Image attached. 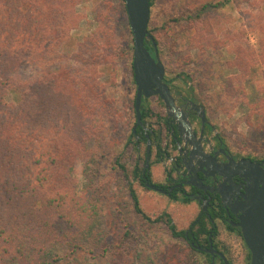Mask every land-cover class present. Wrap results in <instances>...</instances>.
<instances>
[{
    "label": "trees",
    "instance_id": "obj_1",
    "mask_svg": "<svg viewBox=\"0 0 264 264\" xmlns=\"http://www.w3.org/2000/svg\"><path fill=\"white\" fill-rule=\"evenodd\" d=\"M179 1V15L174 20L193 33L194 47L232 43L224 31L225 24L211 15L234 0ZM79 2L0 0V264L61 263L66 254L63 246L68 232L77 230V219L92 210L91 195H78L77 165L87 153L89 142L100 140L106 122L117 114L115 101L108 96V89L98 82V78L113 68L117 57H127L133 77L130 85L136 88L134 37L125 0H119L118 8L126 20L127 41L124 35L116 37L110 26L114 7L107 1L104 4H107L108 12L94 14L100 29L69 56L66 49L70 50V45L74 44L71 30L80 21L76 10ZM150 2L152 16L157 0ZM250 16L248 26L258 32L259 49H252L246 38L245 45L234 46L232 51L236 57L227 66L238 68L239 77L248 75L257 64L264 65V5L252 10ZM149 30L160 54V39L150 24ZM146 46L155 56V46L150 38H146ZM35 65L40 69L36 70ZM174 79L187 82L193 77L187 71H181L176 77H166L165 81L171 83ZM235 80L232 77L228 81V88ZM146 101L148 99L144 98L142 102L143 117L148 114L146 109H151ZM133 113L135 121L125 149L115 157L114 165L127 183L134 210L146 223L166 225L173 236L189 245L190 251L198 252L188 239L200 245L208 244L209 234L213 231V213L199 212L190 225L192 229L184 230L177 227L168 210L152 216L141 205L134 182L153 190L145 182L152 180L154 170L145 169L144 142L147 138L142 127H136L135 99ZM139 146L144 148L143 151ZM157 162L159 159L153 160L152 156L151 167ZM179 194V190H175L168 197L181 203L191 201ZM131 235V224H127L118 245L123 246ZM72 246L88 252L98 249L82 241H75ZM115 249L121 251L113 241L105 244L101 253L106 255Z\"/></svg>",
    "mask_w": 264,
    "mask_h": 264
},
{
    "label": "rangeland",
    "instance_id": "obj_2",
    "mask_svg": "<svg viewBox=\"0 0 264 264\" xmlns=\"http://www.w3.org/2000/svg\"><path fill=\"white\" fill-rule=\"evenodd\" d=\"M107 1L114 7L110 26L116 37L124 35L127 41L129 34L125 17L118 8L119 0H80L76 6L80 21L71 30L74 44L70 45V50L66 49L69 56H73L79 50L77 46L86 43L87 38L100 29L95 15L108 12L107 4H104ZM180 3L179 0H157L151 16L150 28L160 39V57L166 66V77L171 79L181 71L192 74L193 79L187 82L174 79V84L184 94L196 95L205 104L216 129L224 135L231 148L264 156V65L257 64L242 77H239L241 72L238 68L227 66L236 57L232 51L234 46L238 43L245 45V38L252 49H259L258 32L250 29L248 24L251 11L264 5V0H234L224 9L214 10L211 16L225 24L224 31L232 43L225 46L215 43L212 47H194L193 33L174 20L179 15L177 6ZM114 63L110 71L98 78V82L108 89V96L115 101L117 114L106 122L104 136L97 142H89L87 153L76 168L78 195H91L89 203L92 210L77 219V230L68 232L63 246L66 254L60 264H210L206 254L190 251L189 245L173 236L166 225L146 223L134 210L127 183L119 175L114 159L125 149L135 121L133 100L136 88L130 85L133 77L127 57H117ZM39 69L36 66V70ZM232 77L236 80L228 88ZM191 87H194L193 93ZM154 100L148 99L147 104L155 103ZM156 107L163 109L159 105ZM153 170L155 180H158L161 166ZM134 186L145 212L155 216L168 210L179 229H188L199 214L200 207L196 202L173 201L165 194L146 189L138 181ZM127 224H131L132 235L120 246L118 242L124 236ZM75 241H82L89 247L97 246V252L76 249L72 246ZM113 241L122 252L115 249V252L103 255L102 247ZM235 261L237 263V259Z\"/></svg>",
    "mask_w": 264,
    "mask_h": 264
},
{
    "label": "flooded vegetation",
    "instance_id": "obj_3",
    "mask_svg": "<svg viewBox=\"0 0 264 264\" xmlns=\"http://www.w3.org/2000/svg\"><path fill=\"white\" fill-rule=\"evenodd\" d=\"M168 84L182 114L177 118L158 95L147 98H155V103L148 102V105L146 101L151 109H146L148 114L142 116V124L138 125L147 138L144 142L147 152L145 169L152 171L155 166H161L162 170L158 180L152 174V180L146 179L145 183H154L164 189L166 192L160 193L167 196L179 190L180 197L186 196L191 199L189 203L196 202L199 205V212L215 215V218H211L215 235L213 231L210 232L207 245L188 239L200 253L210 257V264L213 258L215 264H226L224 258L229 264H252V252L246 244L240 225L243 211L239 202L245 200L244 194L254 184L255 174L248 172L247 166L236 168L232 163L251 160L264 168V157L231 148L224 135L216 129L205 104L195 95L181 92L174 81ZM156 105L163 109H156ZM202 111L205 112L206 119L201 116ZM187 125L190 126L189 129ZM139 147L143 151V147ZM152 156L153 160L159 159L153 167L150 164ZM191 229L190 226L189 230ZM211 245L214 248L212 252L197 247L209 249Z\"/></svg>",
    "mask_w": 264,
    "mask_h": 264
},
{
    "label": "water",
    "instance_id": "obj_4",
    "mask_svg": "<svg viewBox=\"0 0 264 264\" xmlns=\"http://www.w3.org/2000/svg\"><path fill=\"white\" fill-rule=\"evenodd\" d=\"M128 13L130 28L134 37V80L136 83L135 111L136 127L142 124V102L144 98L158 95L165 103L170 112H174L177 118L182 114L181 108L176 104L174 95L169 84L165 81L166 66L158 52L157 44L149 30L151 18L150 0H125ZM146 38H150L155 46V56L152 55L146 46ZM195 106V105H194ZM201 109V108H200ZM201 116L206 119L205 112ZM136 127L134 132H136ZM188 129L190 128L187 125ZM234 167H248V172L255 174L254 184L244 194L245 200L239 202V207L243 211L240 217V225L246 244L252 252V264H264V168L260 163L251 160H242L238 163L233 162ZM149 165V157L147 158ZM224 174V172H222ZM147 186L155 191L165 193L162 188L154 183L147 182ZM202 250H214L213 246ZM226 264H229L224 258ZM212 264H215L214 258Z\"/></svg>",
    "mask_w": 264,
    "mask_h": 264
},
{
    "label": "crops",
    "instance_id": "obj_5",
    "mask_svg": "<svg viewBox=\"0 0 264 264\" xmlns=\"http://www.w3.org/2000/svg\"><path fill=\"white\" fill-rule=\"evenodd\" d=\"M155 167H157V166H155ZM155 167H154V168H155Z\"/></svg>",
    "mask_w": 264,
    "mask_h": 264
}]
</instances>
